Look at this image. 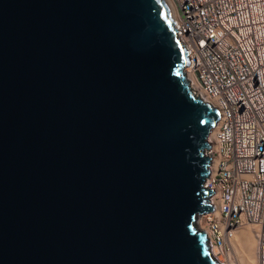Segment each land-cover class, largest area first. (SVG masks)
<instances>
[{
  "label": "water",
  "instance_id": "water-1",
  "mask_svg": "<svg viewBox=\"0 0 264 264\" xmlns=\"http://www.w3.org/2000/svg\"><path fill=\"white\" fill-rule=\"evenodd\" d=\"M177 32L164 0H0V264H221Z\"/></svg>",
  "mask_w": 264,
  "mask_h": 264
},
{
  "label": "built area",
  "instance_id": "built-area-1",
  "mask_svg": "<svg viewBox=\"0 0 264 264\" xmlns=\"http://www.w3.org/2000/svg\"><path fill=\"white\" fill-rule=\"evenodd\" d=\"M170 2L189 85L219 116L205 150L204 186L215 191V209L197 214L196 225L220 256L236 227L257 226V264H264V0Z\"/></svg>",
  "mask_w": 264,
  "mask_h": 264
},
{
  "label": "bare ground",
  "instance_id": "bare-ground-1",
  "mask_svg": "<svg viewBox=\"0 0 264 264\" xmlns=\"http://www.w3.org/2000/svg\"><path fill=\"white\" fill-rule=\"evenodd\" d=\"M168 6L169 12L173 18V12L170 0H164ZM210 140H212V133ZM247 224L238 226L234 230L233 237L231 239V249L226 253V256L234 250V257L232 258V264H257V245H258V233L259 229L244 227ZM242 227V228H240ZM212 255L222 264V259L217 255L215 249L211 248ZM233 253V252H232ZM231 255V254H230ZM231 257V256H230ZM230 259V258H229Z\"/></svg>",
  "mask_w": 264,
  "mask_h": 264
},
{
  "label": "rangeland",
  "instance_id": "rangeland-1",
  "mask_svg": "<svg viewBox=\"0 0 264 264\" xmlns=\"http://www.w3.org/2000/svg\"><path fill=\"white\" fill-rule=\"evenodd\" d=\"M244 227H250V228H255V226H253L252 224H247ZM242 228V227H240ZM233 252V253H232ZM231 254V255H230ZM217 255H219V257L222 259V264H232V258L234 257V250L232 249V251L228 254V256H220L219 252L217 251ZM231 256V257H230ZM230 258V259H229Z\"/></svg>",
  "mask_w": 264,
  "mask_h": 264
}]
</instances>
